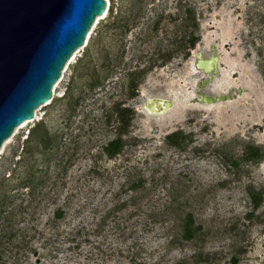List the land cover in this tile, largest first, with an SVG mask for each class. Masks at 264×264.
<instances>
[{"label":"rangeland","instance_id":"obj_1","mask_svg":"<svg viewBox=\"0 0 264 264\" xmlns=\"http://www.w3.org/2000/svg\"><path fill=\"white\" fill-rule=\"evenodd\" d=\"M193 1L199 40L186 57L184 0H109L106 16L95 20L53 85L51 101L4 142L0 163L19 155L44 121L74 162L41 202L16 209L19 243L5 257L9 263L264 264V200L247 214L248 188L264 190V158L242 160L246 145L264 150V0ZM198 52L219 55L217 69L197 68ZM136 66L151 68L135 76L131 97L128 71ZM201 92L227 98L207 103ZM151 97L173 105L150 112L144 105ZM119 100L134 115L126 147L109 158L102 145L116 134L109 113ZM180 130L188 135L182 146L168 144L166 136ZM37 150L27 163L35 169L47 165ZM27 165L16 166V177ZM9 166L0 172L15 168ZM138 183L146 189H131ZM189 210L201 230L186 240L181 223Z\"/></svg>","mask_w":264,"mask_h":264},{"label":"water","instance_id":"obj_2","mask_svg":"<svg viewBox=\"0 0 264 264\" xmlns=\"http://www.w3.org/2000/svg\"><path fill=\"white\" fill-rule=\"evenodd\" d=\"M108 9L107 0H0V151L18 126L51 101L65 65ZM196 67L217 69L201 52ZM200 94L207 103L227 98ZM172 105L171 99L151 97L144 106L165 112Z\"/></svg>","mask_w":264,"mask_h":264},{"label":"trees","instance_id":"obj_3","mask_svg":"<svg viewBox=\"0 0 264 264\" xmlns=\"http://www.w3.org/2000/svg\"><path fill=\"white\" fill-rule=\"evenodd\" d=\"M182 5V0H179ZM184 5L186 6L184 15L180 17V26H183L184 30H188L185 34L187 37L186 47V57L190 54V50L196 46L199 40V35L197 31L199 29V21L197 16V8L193 0H184ZM180 16V15H179ZM182 43V38H180ZM172 55L168 56L165 60H170ZM165 63V61L163 62ZM151 68V67H150ZM147 68H139L136 66L134 69L128 71V76L130 78L129 88L131 90V97L137 95L138 84L135 80L136 75H143L147 72ZM112 68L110 67V70ZM77 101V100H76ZM134 111L131 107L124 104L122 101H117L112 106V111L109 113V122L113 120L114 128L116 134L113 138L102 145V152L106 154L109 158H114L118 154L122 153L127 145V140L125 136L129 133V127L133 120ZM44 128V131L40 136H36L39 129ZM188 135L183 131H174L169 133L166 138L170 145L182 146V142L187 139ZM63 139L58 134H52L45 127L44 121H39L30 130L29 135L25 139L24 146L21 153L11 157H1V164L5 162L9 163L10 166L15 164V168H10V172L2 171L0 172V264H17L15 259L12 262L5 260L10 252L14 251V246L18 247V241L16 240L15 230L16 226V209L26 211L30 207L34 206L37 199L45 198L54 188L59 186L58 178L63 177L68 169L74 164L72 160V155L65 158L67 149H63ZM41 153L47 165L43 167L34 168V165H27L29 163V155L34 149ZM18 155L19 158L14 160V156ZM264 158V150L260 146L246 145L243 153L242 160L245 162L252 161L254 163L261 162ZM13 160V161H11ZM27 165L24 169V175L16 177V166ZM55 166V167H54ZM52 167L60 168L58 174L53 177L51 174ZM7 170H9L7 168ZM9 173V175L7 174ZM15 177L17 180L15 181ZM13 180L15 181L14 183ZM27 188L26 198L23 196L25 193L21 190ZM131 189L142 190L146 189L143 184L132 185ZM248 193L250 196L251 210L247 213L250 217L253 212L258 209L264 200V190H255L254 188H248ZM46 194V195H45ZM21 200L19 201L18 199ZM56 217L61 218L64 216V211L62 208L56 210ZM182 238L186 240L193 239L198 233H200L201 226L196 223V216L193 211H186L185 215L182 217L181 223ZM14 233V234H13ZM17 241V242H16ZM17 252V251H16ZM16 255V254H15ZM16 258V256H14ZM236 258H234V263H236Z\"/></svg>","mask_w":264,"mask_h":264},{"label":"bare ground","instance_id":"obj_4","mask_svg":"<svg viewBox=\"0 0 264 264\" xmlns=\"http://www.w3.org/2000/svg\"><path fill=\"white\" fill-rule=\"evenodd\" d=\"M108 4H109V0H108ZM106 14H107V11L105 12V14L98 16V17H97V22L99 21V19L105 17ZM90 34H91V31H89V33H88V35H87V36H88V37H87V41H88V39H89ZM75 54H76V52L74 53V56H73V57H75ZM73 57H72V59H73ZM205 58H208V59L210 60V62H211V66H215V67L217 68L218 61H219V58H220L219 55L213 53V54H211L210 56L205 57ZM72 59H70V61H71ZM202 94H205V93H202ZM202 94H200V95H202ZM29 121H32V120H26V121H24V122L22 123V125H24L25 123H27V122H29ZM22 125H21V126H22Z\"/></svg>","mask_w":264,"mask_h":264}]
</instances>
